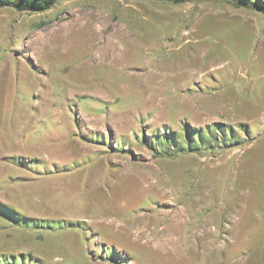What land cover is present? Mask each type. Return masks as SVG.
<instances>
[{"label": "rangeland", "instance_id": "obj_1", "mask_svg": "<svg viewBox=\"0 0 264 264\" xmlns=\"http://www.w3.org/2000/svg\"><path fill=\"white\" fill-rule=\"evenodd\" d=\"M0 202L69 226L11 264H264V0L1 5Z\"/></svg>", "mask_w": 264, "mask_h": 264}, {"label": "trees", "instance_id": "obj_2", "mask_svg": "<svg viewBox=\"0 0 264 264\" xmlns=\"http://www.w3.org/2000/svg\"><path fill=\"white\" fill-rule=\"evenodd\" d=\"M173 1V0H172ZM174 1H181V0H174ZM53 0H22V1H14V0H0L1 5H12L18 9H30L34 11H40L50 7ZM0 215L7 219L12 224L18 225H31L32 228L36 230L41 229H53V225H58L59 228L68 226V225H61L59 222H48L41 220V223H38L37 220L30 219L26 215H23L19 212H15L12 207L8 206L5 203L0 202ZM69 227V226H68ZM13 254L5 255L0 254V264H11ZM17 257H15L16 259Z\"/></svg>", "mask_w": 264, "mask_h": 264}, {"label": "bare ground", "instance_id": "obj_3", "mask_svg": "<svg viewBox=\"0 0 264 264\" xmlns=\"http://www.w3.org/2000/svg\"><path fill=\"white\" fill-rule=\"evenodd\" d=\"M110 50L112 51V54H115L117 52V47H115L114 45L110 46V48L108 49V52H110ZM103 52V51H102ZM119 52V51H118ZM97 57V56H96ZM104 60V59H103Z\"/></svg>", "mask_w": 264, "mask_h": 264}]
</instances>
